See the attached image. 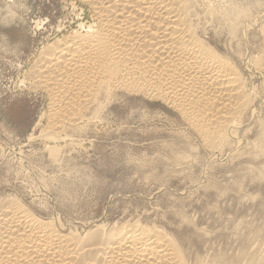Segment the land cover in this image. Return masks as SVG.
Here are the masks:
<instances>
[{"label": "rangeland", "instance_id": "1", "mask_svg": "<svg viewBox=\"0 0 264 264\" xmlns=\"http://www.w3.org/2000/svg\"><path fill=\"white\" fill-rule=\"evenodd\" d=\"M190 4L252 101L217 152L173 107L123 92L48 135L50 97L30 75L48 45L93 23L91 13L74 0H0V206L17 200L82 230L139 222L176 239L187 264H264V78L254 66L264 0ZM207 6L245 9L249 30L232 32Z\"/></svg>", "mask_w": 264, "mask_h": 264}, {"label": "bare ground", "instance_id": "2", "mask_svg": "<svg viewBox=\"0 0 264 264\" xmlns=\"http://www.w3.org/2000/svg\"><path fill=\"white\" fill-rule=\"evenodd\" d=\"M74 1L88 8L93 23L48 45L30 75L50 97L48 135L76 124L84 112L95 114L123 92L173 107L210 150L219 151L222 138H233L252 101L235 64L202 38L192 0ZM205 9L232 32L241 25L249 30L245 9ZM260 32L261 54L252 57L264 78V26ZM0 264L187 262L177 240L155 227L126 221L82 230L10 199L0 206Z\"/></svg>", "mask_w": 264, "mask_h": 264}]
</instances>
